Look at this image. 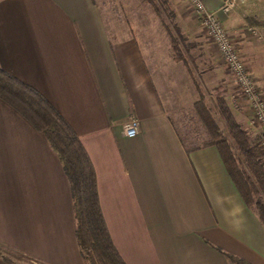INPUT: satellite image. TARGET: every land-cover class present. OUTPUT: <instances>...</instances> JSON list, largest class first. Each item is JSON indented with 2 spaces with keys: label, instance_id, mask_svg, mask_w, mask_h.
I'll list each match as a JSON object with an SVG mask.
<instances>
[{
  "label": "crops",
  "instance_id": "crops-1",
  "mask_svg": "<svg viewBox=\"0 0 264 264\" xmlns=\"http://www.w3.org/2000/svg\"><path fill=\"white\" fill-rule=\"evenodd\" d=\"M201 1L263 83L264 0L239 1L227 12L219 9L224 0ZM116 19L98 0H0V68L39 90L77 134L126 264H230L226 254L264 264V223L255 207L215 145L193 148L196 138L183 137L174 114L185 98L170 91L169 78L145 61ZM226 102L248 140L257 137L247 101ZM130 117L138 120L132 137L123 132ZM74 224L58 155L0 99V246L25 256L0 251V264H84Z\"/></svg>",
  "mask_w": 264,
  "mask_h": 264
},
{
  "label": "trees",
  "instance_id": "trees-1",
  "mask_svg": "<svg viewBox=\"0 0 264 264\" xmlns=\"http://www.w3.org/2000/svg\"><path fill=\"white\" fill-rule=\"evenodd\" d=\"M174 30L172 57L187 65L188 60L193 62L188 52L191 43L184 40L177 27ZM0 99L41 131L58 155L69 181L74 232L84 264H126L110 239L99 206L92 163L70 124L39 90L3 68H0ZM215 106L217 119L224 124V130L201 97L193 102L205 135L191 147L216 146L243 200L255 207L264 223V200L258 196L261 193L264 199L263 160L222 95L216 94ZM6 250L15 258H25L14 250ZM226 256L230 264H243L236 256Z\"/></svg>",
  "mask_w": 264,
  "mask_h": 264
},
{
  "label": "rangeland",
  "instance_id": "rangeland-1",
  "mask_svg": "<svg viewBox=\"0 0 264 264\" xmlns=\"http://www.w3.org/2000/svg\"><path fill=\"white\" fill-rule=\"evenodd\" d=\"M98 1L106 6L109 14L117 18L119 24L132 33L141 47L145 61L163 70L161 71L163 77L170 80V91L174 94L179 91L180 96L185 98L184 104L177 107L174 117L187 141L194 138L198 140L205 135L192 107L193 99L201 97L215 119H217L216 94L222 95L231 105L245 102L188 0ZM175 27L186 41L192 44L188 52L193 62L188 60V67L171 58ZM227 31L230 34L228 29ZM217 123L223 130L225 129L222 121L217 119ZM255 127L258 130V126ZM249 142L257 148L263 160L257 138L251 136ZM258 196L264 200L261 193ZM0 251L7 253L12 259L15 258L3 246H0ZM23 262V264H36L25 260Z\"/></svg>",
  "mask_w": 264,
  "mask_h": 264
},
{
  "label": "built area",
  "instance_id": "built-area-1",
  "mask_svg": "<svg viewBox=\"0 0 264 264\" xmlns=\"http://www.w3.org/2000/svg\"><path fill=\"white\" fill-rule=\"evenodd\" d=\"M239 1L243 0H224L219 5V9L227 12ZM188 2L193 6L205 33L215 45L225 68L249 105L250 123L258 126L256 138L264 161V82H257L249 72L236 44L216 12L208 9L201 0H188ZM137 125L136 118H128L123 123L124 134L128 137L134 136L137 132Z\"/></svg>",
  "mask_w": 264,
  "mask_h": 264
}]
</instances>
